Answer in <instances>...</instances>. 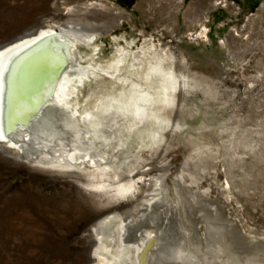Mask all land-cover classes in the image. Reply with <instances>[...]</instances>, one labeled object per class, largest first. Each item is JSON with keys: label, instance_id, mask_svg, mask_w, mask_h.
Returning <instances> with one entry per match:
<instances>
[{"label": "rangeland", "instance_id": "rangeland-1", "mask_svg": "<svg viewBox=\"0 0 264 264\" xmlns=\"http://www.w3.org/2000/svg\"><path fill=\"white\" fill-rule=\"evenodd\" d=\"M68 20L100 26L93 44L78 45L82 62L121 59L138 75L92 79L80 92L91 107L114 106L105 166L127 167L137 188L101 196L70 169L0 148V264H96L94 225L142 215L156 194L170 213L166 252L182 246L192 264H264V0H0V42ZM139 103L143 122L126 128Z\"/></svg>", "mask_w": 264, "mask_h": 264}, {"label": "bare ground", "instance_id": "bare-ground-1", "mask_svg": "<svg viewBox=\"0 0 264 264\" xmlns=\"http://www.w3.org/2000/svg\"><path fill=\"white\" fill-rule=\"evenodd\" d=\"M99 29L89 21L68 20L39 27L0 46V148L12 151L32 166L48 164L70 169L81 183L103 191L101 196H114L137 188L132 175L126 179L127 167L112 172L105 166L114 157L108 147L118 136L112 127L117 112L104 101L101 106L95 104L98 109L88 100L81 102L80 92L92 79L99 81L107 75L126 83L132 75H138L121 70V59L105 66L94 63L87 54L82 62L78 45L93 44ZM137 84L140 94L146 97L147 89ZM142 110L139 103L138 121L126 128L143 122ZM52 122L58 123L56 128L49 126ZM17 148L22 152L15 151ZM46 150L50 153L39 155ZM83 165L92 167L89 171L85 168L87 179L79 172ZM158 202L159 195H153L146 199L142 215L133 208L126 215H108L95 224L98 245L92 257L96 264H192L182 246L173 253L161 248L170 213L163 211ZM162 214L163 225L159 221ZM151 232L158 235L159 242L151 240Z\"/></svg>", "mask_w": 264, "mask_h": 264}, {"label": "water", "instance_id": "water-1", "mask_svg": "<svg viewBox=\"0 0 264 264\" xmlns=\"http://www.w3.org/2000/svg\"><path fill=\"white\" fill-rule=\"evenodd\" d=\"M36 30H37V27H35V28H33V29L29 30V31H25V32H23V33L17 35L16 37H14V38H12V39H8V40H5V41H1V42H0V46L6 45L7 43H9V42H11V41H13V40H15V39L21 37L24 33L35 32Z\"/></svg>", "mask_w": 264, "mask_h": 264}]
</instances>
